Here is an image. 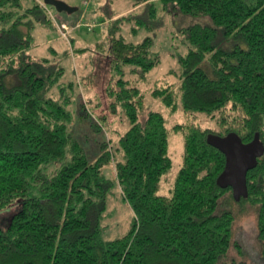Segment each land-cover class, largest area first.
<instances>
[{"label": "trees", "instance_id": "trees-1", "mask_svg": "<svg viewBox=\"0 0 264 264\" xmlns=\"http://www.w3.org/2000/svg\"><path fill=\"white\" fill-rule=\"evenodd\" d=\"M46 9L42 0H0V264H246L231 251L243 256L235 233L248 216L264 262V152L246 174L247 195L235 200L216 183L225 157L207 143L210 133L233 132L243 143L257 133L264 146V0H132L128 14L109 15L105 91L128 124L116 140L102 134L107 118L95 121L81 102L71 129L76 85L48 57L29 54L35 26L52 24ZM159 12L205 19L179 29L187 48L178 58L180 106L222 125L174 124L183 151L168 194L158 193L172 166L166 120L154 110L138 118L142 93L122 68L146 73L160 58L152 37L117 36L131 21L161 27ZM152 95L175 110L169 88ZM79 128L102 134L91 158ZM115 187L133 217L126 234L105 240Z\"/></svg>", "mask_w": 264, "mask_h": 264}, {"label": "rangeland", "instance_id": "rangeland-1", "mask_svg": "<svg viewBox=\"0 0 264 264\" xmlns=\"http://www.w3.org/2000/svg\"><path fill=\"white\" fill-rule=\"evenodd\" d=\"M77 11L68 14L58 13L54 8L46 6V15L52 24L49 27L35 26L33 36L36 46L30 51V55L48 57L51 62L63 67L62 80H70L76 85L73 96L71 129L78 124V103H82L85 111L96 121L98 116H105L110 126L103 128L102 134L116 140L118 134L127 127V121L122 112L112 113L109 107L110 99L105 91L110 81L111 67L108 59V16H121L132 11V0H89L87 7L82 8V0H60ZM84 9V10H83ZM161 27L153 31L145 27L136 28L133 21L121 26L117 36L123 37L127 42L138 43L145 37L153 38L152 52L157 54L160 62L150 71L142 73L140 69L132 71V67L124 66L123 78L129 86H136L142 93L143 108L139 111L138 118L143 121L149 110L160 112L165 120L169 131V155L172 158V166L163 175L158 193L168 194L181 165L183 151L182 133L173 129L176 123L197 124L202 128H221L222 125L215 117L201 113H187L180 106L179 91V56L187 53L185 40L179 32L180 28L194 23H203L205 19L186 18L180 14L170 16L159 12ZM159 17V18H160ZM64 24L68 27L65 40L60 34L59 27ZM137 30L133 34L131 29ZM78 51V52H77ZM167 87L173 92L175 110L166 107L160 98L152 95L157 88ZM86 124L91 125L92 119H86ZM81 124V123H80ZM73 126V127H72ZM77 129V128H76ZM82 140L85 144L89 157L95 150L98 140H102V134L98 131L84 132L79 128ZM83 132V133H82ZM84 135H87L85 138ZM112 144V143H110ZM109 177L114 173L113 164L104 168ZM15 207L12 208L14 210ZM6 214V213H3ZM132 211L126 201L120 195L118 188H114L107 198V208L102 217V236L105 240H113L127 233L132 222ZM235 238L239 241L243 256H239L233 250L232 255L245 261L246 264H264L259 255V246L255 237V218L248 216L238 223Z\"/></svg>", "mask_w": 264, "mask_h": 264}, {"label": "water", "instance_id": "water-1", "mask_svg": "<svg viewBox=\"0 0 264 264\" xmlns=\"http://www.w3.org/2000/svg\"><path fill=\"white\" fill-rule=\"evenodd\" d=\"M44 6H50L56 12L71 14L77 11L60 0H42ZM207 143L219 150L225 157V165L218 175L216 183L220 188H231L235 200L247 195L246 174L255 167L257 158L264 152V146L256 133L253 139L243 143L236 133L226 136L208 134Z\"/></svg>", "mask_w": 264, "mask_h": 264}, {"label": "built area", "instance_id": "built-area-1", "mask_svg": "<svg viewBox=\"0 0 264 264\" xmlns=\"http://www.w3.org/2000/svg\"><path fill=\"white\" fill-rule=\"evenodd\" d=\"M89 4V0H82L81 2V6L82 8H85L87 7ZM84 10V9H83ZM68 27L64 24H62L60 27H59V31H60V34L61 36L63 37V39L67 40L68 39V36H67V32H68Z\"/></svg>", "mask_w": 264, "mask_h": 264}]
</instances>
